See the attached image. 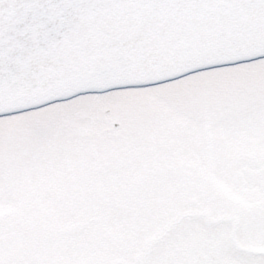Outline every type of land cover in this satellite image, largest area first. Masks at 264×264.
<instances>
[{"label": "snow or ice", "instance_id": "6c2138e0", "mask_svg": "<svg viewBox=\"0 0 264 264\" xmlns=\"http://www.w3.org/2000/svg\"><path fill=\"white\" fill-rule=\"evenodd\" d=\"M0 264H264V0H0Z\"/></svg>", "mask_w": 264, "mask_h": 264}]
</instances>
